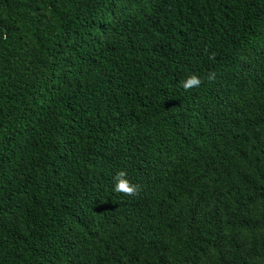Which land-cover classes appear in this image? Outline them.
Returning a JSON list of instances; mask_svg holds the SVG:
<instances>
[{
    "label": "trees",
    "instance_id": "obj_1",
    "mask_svg": "<svg viewBox=\"0 0 264 264\" xmlns=\"http://www.w3.org/2000/svg\"><path fill=\"white\" fill-rule=\"evenodd\" d=\"M0 264H264V0H0Z\"/></svg>",
    "mask_w": 264,
    "mask_h": 264
},
{
    "label": "clouds",
    "instance_id": "obj_2",
    "mask_svg": "<svg viewBox=\"0 0 264 264\" xmlns=\"http://www.w3.org/2000/svg\"><path fill=\"white\" fill-rule=\"evenodd\" d=\"M201 82V78L198 75L193 74L183 82V87L185 89H191L194 87H198ZM114 190L116 192H123L128 195H134L139 191V185L130 181L125 171H121L117 174L114 184Z\"/></svg>",
    "mask_w": 264,
    "mask_h": 264
}]
</instances>
